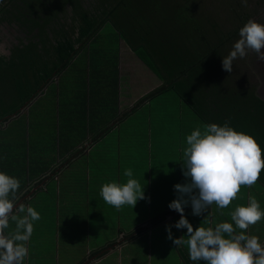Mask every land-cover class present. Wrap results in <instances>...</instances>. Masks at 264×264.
<instances>
[{
	"label": "trees",
	"instance_id": "obj_1",
	"mask_svg": "<svg viewBox=\"0 0 264 264\" xmlns=\"http://www.w3.org/2000/svg\"><path fill=\"white\" fill-rule=\"evenodd\" d=\"M223 2L228 3L226 10L232 8L235 24L204 17L198 23L186 20L188 25L181 28L175 17L180 4L173 0H3L0 31L8 28L22 34L18 44L8 48L9 53L0 52V171L19 179L15 199L44 173L42 168L34 177L21 167L27 161L30 166V159L36 163L44 158L27 150L46 142L45 132L36 135L39 128L53 123V149L57 153L62 149L56 148L63 147L64 153L80 144L86 134L104 129L102 101L109 102L107 112L117 118L121 40L161 82L150 87L141 101L174 92L181 99L178 111L194 120L193 128L188 122L178 136L180 142L187 130L227 121L235 130L253 135L264 159V98L253 84L240 78L243 69L237 60L231 73L221 66V56L230 51L239 28L252 14L244 11L240 0ZM162 8L165 15L158 16ZM106 24L116 28L115 48L102 31ZM125 24L130 27L124 28ZM113 55L114 61L110 59ZM167 116L170 120L171 114ZM255 185L246 191L244 201L254 197L264 208V169ZM233 210L229 205L220 222H231ZM263 225L264 220L261 228L254 227L261 242ZM182 247L184 264H193Z\"/></svg>",
	"mask_w": 264,
	"mask_h": 264
},
{
	"label": "rangeland",
	"instance_id": "obj_2",
	"mask_svg": "<svg viewBox=\"0 0 264 264\" xmlns=\"http://www.w3.org/2000/svg\"><path fill=\"white\" fill-rule=\"evenodd\" d=\"M176 4H180L179 12L175 15L180 21L177 23L178 27L184 28L188 25L186 20L192 19L196 23L202 18L216 17L218 20L227 25L229 20H233L235 24V18L232 19V8L226 10L223 0H173ZM186 4H188L186 6ZM244 11H248L252 14L251 19H255L260 23H264V0H247V4H241ZM189 10V11H188ZM166 10L161 9L158 12V16L165 15ZM230 16V18H228ZM176 18V19H177ZM231 23V22H229ZM130 25H126L124 28H128ZM232 27V24L227 28L228 30ZM116 28L112 24H106L104 31L106 37L111 38L112 44L115 48L117 44V38L114 37ZM233 29V28H232ZM224 31V30H222ZM226 31V30H225ZM113 32V33H111ZM14 35V33L8 29H2L0 31V49L7 50V46L4 45L3 39L6 37ZM238 39V35L234 38L233 42ZM124 41L125 40H121ZM122 42V52L126 53L129 51L131 59L125 61L126 56H122L120 59V83L118 86L119 93V105L122 109L129 106V103H134L133 114L128 116V118L123 122L121 127L115 129V131L108 134L106 139L98 146V151L100 152H115L112 160H107L105 157H101L98 153L97 156L99 161H97V167L92 171L99 174L101 186L110 181L124 182L126 178L123 176V171L125 168H131L133 170L134 177L144 185V199H138L137 203L132 208L131 206H122V223L116 220V214L119 209L105 203L100 194L98 195L97 201L100 202V207L102 208L101 215H91V237L88 241H84V235L81 230V225H83L86 216L89 214H83L84 201H81V205L76 201H71L69 212L62 214V219H66L69 215L71 222L68 223V229L71 230L68 237V242L62 239L64 242V247L60 250V256L58 258L50 251L51 242L56 241V237L52 236L53 231L48 223V218L50 214L40 213L41 217L45 219L36 227H33L32 236L27 242V250L30 254L25 257L26 264H77L85 257L87 253V246L95 247L97 245H105L108 243V238H113L119 240L120 230L126 228V218L129 227L134 228V235L132 242H129L124 246L122 252V261H120L121 254L117 252L108 253L106 257L99 264H181V259L178 254L174 253L175 246L172 244L171 240L167 238L166 225H172L171 223L160 225L155 228L153 233L149 235L140 234L135 232V226L138 219H140L143 214L144 216L155 220L156 210L153 207L151 211H148L147 206L149 203L151 205H156L160 203L163 208L168 207V203L175 198V193L173 185L177 182L183 183L185 178L182 175L180 159H176L180 155V149L175 147L177 144L175 141L178 140V136H181L177 125L179 122V115L177 114L178 109L176 108L175 102L181 100L174 92H164L163 94L157 95L159 97H150L141 99L148 93L147 89L152 87L151 81L144 82L143 79L155 78V84L159 85L158 76L150 70L148 71L145 66H138L139 61L135 54L131 53V50L126 45V42ZM121 44V42H120ZM112 47L111 50L114 49ZM132 48V47H131ZM133 49V48H132ZM264 51V49H262ZM7 51H4L6 53ZM128 53V54H129ZM111 60H116V55L110 57ZM240 63V68L243 69L240 78L244 81L253 84L257 93L264 98V61L258 60L254 52L249 51L248 54L243 59H237ZM130 62V66L127 63ZM113 65L111 69H113ZM133 68V69H132ZM155 76V77H153ZM158 87V86H157ZM164 96L166 97L165 100ZM50 102V100H49ZM167 114H171L170 120H168ZM153 124V125H152ZM152 125L153 131H151L150 126ZM195 125L194 120L191 122L190 127L193 128ZM153 132L154 135L160 136L167 134L168 139L162 140L158 139V147H155L153 141L152 152L151 148H147L145 141L147 139V134ZM190 134L187 130L186 133ZM154 139V137L152 138ZM171 142V143H169ZM182 145V149H183ZM120 151V154L118 153ZM180 150V151H179ZM152 154V155H151ZM177 155V156H176ZM180 157V156H179ZM91 167L88 168L86 163L79 159L74 162L73 167L64 170V175L75 176L74 182L75 186H78L82 177H86L89 174ZM253 184L251 186H241L240 191L237 193L236 198L230 202L231 209L237 205H243L247 202L244 201V196H246V191L249 193L252 190L251 187H255ZM87 198V197H86ZM49 202L48 211H57L58 208H54V198L50 196L47 200ZM55 200V207H56ZM38 208L45 210L42 200L39 199ZM87 204V199H85ZM93 205L94 201L91 200ZM229 205L225 207L224 210H228ZM215 207L214 216L209 217V226L220 222L221 212L217 210V206L213 203ZM66 205H62L63 209ZM128 209V210H127ZM93 209L91 208V212ZM225 211V212H226ZM115 217V218H114ZM101 218V224L97 223L95 229L94 220H99ZM187 219H190L188 217ZM41 220V219H39ZM178 220V219H177ZM207 221L206 213H202L193 222V229L197 226H204ZM263 220L253 224L252 231L254 227L259 225L261 228V223ZM14 227V226H12ZM205 227V226H204ZM250 227V226H249ZM131 228V229H132ZM264 229V225L262 227ZM11 230V229H10ZM238 230V229H237ZM239 231V230H238ZM139 232H141L139 230ZM171 233L174 238L180 237V229H176L174 226L171 227ZM186 233L184 229L183 234ZM98 236H95V235ZM87 235V232L86 234ZM152 238L154 242H148ZM161 242V243H159ZM162 242H166L163 244ZM117 243V242H116ZM27 246V245H26ZM86 248V249H85ZM184 248L187 249L186 246ZM184 261V259H183ZM186 262V261H185ZM184 264V262H182ZM187 264V263H185Z\"/></svg>",
	"mask_w": 264,
	"mask_h": 264
},
{
	"label": "clouds",
	"instance_id": "obj_3",
	"mask_svg": "<svg viewBox=\"0 0 264 264\" xmlns=\"http://www.w3.org/2000/svg\"><path fill=\"white\" fill-rule=\"evenodd\" d=\"M240 2L247 4V0ZM262 49L264 23L249 19L239 28L238 39L227 55L221 56L222 69L231 73L233 62L243 59L249 51L264 61ZM180 163L185 181L173 185L175 198L167 205L180 213V217L173 225L165 226L167 238L175 247L186 246L188 259L193 264L201 261L203 264H264V243L245 231L264 220V208L256 198L249 197L246 204L237 205L230 213L231 222L199 225L193 229L184 215L186 206L191 207V214L195 216L206 213L213 203L223 209L236 198L242 185L257 182L264 169V159L253 135L235 130L227 121L196 127L185 136ZM123 176L124 182L110 181L100 189L105 203L116 209L124 205L133 208L138 199L145 198V184L134 177L133 170L125 168ZM19 188L17 177L0 171V264H23L33 222L40 219V213L33 207L15 202ZM10 221L14 227L9 231ZM173 226L186 229V233L174 238Z\"/></svg>",
	"mask_w": 264,
	"mask_h": 264
},
{
	"label": "crops",
	"instance_id": "obj_4",
	"mask_svg": "<svg viewBox=\"0 0 264 264\" xmlns=\"http://www.w3.org/2000/svg\"><path fill=\"white\" fill-rule=\"evenodd\" d=\"M120 59H122V56H126V59L129 60L131 59L130 57V53L129 51L126 53L122 52V45L120 44ZM130 49V47H129ZM129 53V54H128ZM137 60L139 61L138 66L142 65L145 66L147 68L148 71L149 67L144 64L139 58H137ZM128 66H130V62L127 63ZM133 69V68H132ZM152 71V70H151ZM155 77V76H153ZM147 81H151L152 82V87H154L155 85V78H151V79H147ZM151 91L150 88H148L147 92ZM102 93L104 94V97H106V93L103 90ZM159 97V96H156ZM164 99H166V97L164 96ZM168 101V100H167ZM106 104L108 105L109 102L108 101H102L101 102V106H100V110H102L101 114L104 120L107 121V123H104L102 126H105L104 129H101L100 131H97L96 134H91L88 133L85 135V137L83 139H81L80 144L74 146V149H76L77 151L74 153L72 152V149L69 152V149L63 153V147L61 148H56V149H62V152H60L59 150H57V153H55V149L54 148V137H55V126L53 125V123L51 124V127L48 126L47 123V128H37L38 130L36 131V135H39V133H41V135H43V133L45 132L47 139L46 142L45 140L43 141L42 145H40V147H36V149H33V145L31 147H28L27 150H29V152H34L36 157H44L43 160L41 161H35L33 159H30L31 161V165L29 166L28 161H27V165H21L22 169L27 173H31L34 177L35 174H37V172L40 169H44V173H42L43 175L40 176L39 174V178H35L34 183L32 184L33 187L30 188L29 191L24 190L19 196L18 199H15V202L17 204H22L25 207H33L36 211L44 213V214H50L51 216L48 218V223L51 226V230L53 231L52 236H55L56 241L55 242H51V246H50V251H52V253L57 257V262H58V258L60 256V250L64 247V242H61L62 239L66 242H68V237L70 236L69 233L71 230V225H70V229H68V223L67 222H71V219L68 215L67 220L66 219H62V212L63 214L68 213L69 212V207H70V203L71 201H76L81 205V201H84V204L81 205V207H83V213L82 216H84L83 214H89V216H86V219L83 223V225H81V230L83 232L84 235V241H88V239L91 237L90 235V231H91V225H90V221H91V215L95 214L100 216L101 212H102V208L100 207V202L97 201L98 199V195L100 194V189H101V182H100V177L99 174H97V172H93L92 170L94 168L97 167V161H99V158L97 156V153L101 156V157H105L108 161L112 160L114 153L115 152H100L98 151V146L100 145V143L104 142L103 140L106 139L107 135L110 134L111 132L115 131V129H117L118 127H121V125L123 124V122L128 118V116H131L133 114V107L132 105L134 103H129V106L126 107L125 109H122L121 105L118 104V113H117V118L113 119L111 118L110 114H108L107 112V108H106ZM176 108H180V102L176 101L175 102ZM184 111L179 110L177 112V114L179 115V122H178V129L180 131V133H182V131H184L185 127L188 125V122L191 124L192 119L188 118L186 115H183ZM191 116V115H190ZM191 119V120H190ZM153 125V124H152ZM152 125L150 126L151 131H153ZM96 131V129H95ZM167 134L163 135V133H161L160 136H156L153 134V132H149L147 134V139L145 141V144L147 146V148H151V152H152V147L154 146L152 143L154 141L155 147H158V143L157 140L158 139H162V140H170L167 138ZM154 137V139H152ZM58 139H60V137H58ZM42 140V138H41ZM177 144L175 145V147L180 149V157L177 156L176 159H180L181 160V156H182V145H184L183 141H175ZM39 143V142H37ZM45 143V144H44ZM171 143V142H169ZM73 147V146H72ZM119 150V154H120ZM46 153V154H45ZM61 153H63L64 155H61ZM152 155V154H151ZM70 156H72L71 158H69ZM63 158H69L71 159L70 161H62ZM79 159H82L85 163L86 166L88 168L91 167V170L89 172V174H87L86 177H82V181L78 186H75V182H74V177L75 176H67L64 175V170H67L70 167H73L74 162L77 161ZM181 167V166H180ZM53 196L54 198V208H58L57 211H54L53 208L52 210H47L48 209V205L49 202H47L46 200L50 197ZM87 197V198H86ZM39 199L42 200L41 204H43L45 210H42L40 208H38V204ZM56 201V207H55V200ZM85 199H87V204L85 203ZM91 200L94 201L93 205L91 203ZM62 205H66V207H64L63 209L61 208ZM153 207L156 210V216H155V220H152L146 216H143L137 220L136 225L135 226V232L140 235V234H146L148 233L149 235H151V233H153V231L155 230L156 227L160 226V225H165L168 223H171L172 225L174 224V222L179 219L180 217V213L176 212L175 210H170L168 207L163 208L162 205L160 203L156 204V205H151L149 203V206H147L148 211H151ZM91 208L93 209V211L91 212ZM125 208H120L116 214V220H119L120 223H122V211H126V210H122ZM214 206H210L209 209L206 212V217H207V221L205 223V227L209 226V217H213L214 216ZM225 209V208H223ZM223 209L217 208V210L221 213H223ZM128 210V209H127ZM62 211V212H61ZM184 215L186 218L190 217L189 222L191 224H193L194 221H196L197 223V218L198 216L192 215L191 214V207L190 206H186L185 210H184ZM115 218V217H114ZM41 220L35 221L33 222V227H36L45 219V217H41ZM126 220V228L120 230V237L119 240L116 239H111L108 238V243L105 245H97L95 247H90V245H88L87 248V253L85 254V257L83 258V260H81L79 263L80 264H99L104 257H106L108 255V253L111 252H117L118 254H121L120 257V261H122V252L124 249V246H126L127 244H129V242H132L133 240V230L134 228L129 227L128 223H127V218ZM224 221V220H223ZM95 223V229L97 227V223L101 224V218L99 220H94L93 221ZM218 223V222H217ZM10 225L14 226L12 224V222L10 221ZM132 228V229H131ZM139 230L141 232H139ZM184 229H180V233L179 235L182 236ZM246 234L248 235H256L257 237H259L261 234H257L255 231H252V225H250V227H248L246 230ZM87 232V235H85ZM255 233V234H253ZM95 236H98L97 234ZM185 239H187V237H184ZM117 242V243H116ZM148 242H154L152 238H150L148 240ZM161 243V242H159ZM163 244H166V242H162ZM262 243H264V240L262 241ZM28 247V244H27ZM85 248V249H86ZM182 246L181 247H175L174 249V253L178 254L180 256L181 259V264L183 262V257H181V252H182ZM63 250V249H62ZM64 251V250H63ZM30 254V252L28 251V255ZM26 259V258H25ZM27 263V261H26ZM77 263V264H79Z\"/></svg>",
	"mask_w": 264,
	"mask_h": 264
},
{
	"label": "flooded vegetation",
	"instance_id": "obj_5",
	"mask_svg": "<svg viewBox=\"0 0 264 264\" xmlns=\"http://www.w3.org/2000/svg\"><path fill=\"white\" fill-rule=\"evenodd\" d=\"M4 29V28H3ZM14 35L11 36H7L6 39H3V42L5 43L4 45L7 46V48H10L12 45L14 44H18L19 38L22 35L21 33H18L15 29H10ZM7 51L6 53H9V50H4V49H0V52H4Z\"/></svg>",
	"mask_w": 264,
	"mask_h": 264
}]
</instances>
